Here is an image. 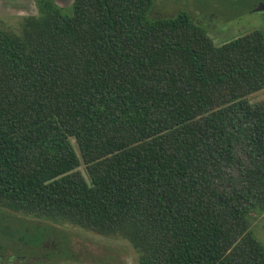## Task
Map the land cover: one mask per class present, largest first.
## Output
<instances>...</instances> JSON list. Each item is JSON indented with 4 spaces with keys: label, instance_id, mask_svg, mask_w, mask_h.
I'll use <instances>...</instances> for the list:
<instances>
[{
    "label": "trees",
    "instance_id": "1",
    "mask_svg": "<svg viewBox=\"0 0 264 264\" xmlns=\"http://www.w3.org/2000/svg\"><path fill=\"white\" fill-rule=\"evenodd\" d=\"M34 3L0 30V208L119 237L139 264H264L262 32L215 46L151 0Z\"/></svg>",
    "mask_w": 264,
    "mask_h": 264
},
{
    "label": "rangeland",
    "instance_id": "2",
    "mask_svg": "<svg viewBox=\"0 0 264 264\" xmlns=\"http://www.w3.org/2000/svg\"><path fill=\"white\" fill-rule=\"evenodd\" d=\"M35 0H0V30L20 35L25 18L36 16ZM66 6L70 0H53ZM150 18L187 13L206 31L213 45L254 29L264 36V9L256 0H151ZM253 9V11H252ZM263 29V30H261ZM250 104L264 101V90L246 96ZM76 154L77 149L70 141ZM77 170L86 180L84 165ZM87 181V180H86ZM249 228L264 241V215ZM0 264H139L138 253L119 237H106L70 224H54L0 208Z\"/></svg>",
    "mask_w": 264,
    "mask_h": 264
},
{
    "label": "flooded vegetation",
    "instance_id": "3",
    "mask_svg": "<svg viewBox=\"0 0 264 264\" xmlns=\"http://www.w3.org/2000/svg\"><path fill=\"white\" fill-rule=\"evenodd\" d=\"M69 3V2H68ZM264 5V1H256L255 2V4L253 5V6H255V8L257 7V10L258 11H260V10H262V8L264 7L263 6ZM252 11H253V9H252ZM261 30H263V29H261ZM264 31V30H263ZM264 33V32H263Z\"/></svg>",
    "mask_w": 264,
    "mask_h": 264
},
{
    "label": "water",
    "instance_id": "4",
    "mask_svg": "<svg viewBox=\"0 0 264 264\" xmlns=\"http://www.w3.org/2000/svg\"><path fill=\"white\" fill-rule=\"evenodd\" d=\"M263 6H264V5H263ZM262 9H264V7H263Z\"/></svg>",
    "mask_w": 264,
    "mask_h": 264
}]
</instances>
